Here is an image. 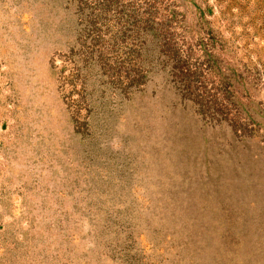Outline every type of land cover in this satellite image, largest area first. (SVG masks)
Returning a JSON list of instances; mask_svg holds the SVG:
<instances>
[{
	"label": "rangeland",
	"instance_id": "1",
	"mask_svg": "<svg viewBox=\"0 0 264 264\" xmlns=\"http://www.w3.org/2000/svg\"><path fill=\"white\" fill-rule=\"evenodd\" d=\"M0 264H264V0H0Z\"/></svg>",
	"mask_w": 264,
	"mask_h": 264
}]
</instances>
